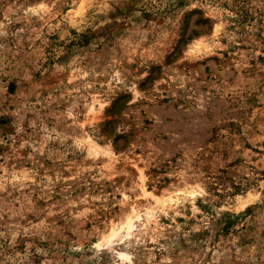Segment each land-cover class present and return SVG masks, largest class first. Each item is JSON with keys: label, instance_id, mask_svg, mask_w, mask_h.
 <instances>
[{"label": "rangeland", "instance_id": "obj_1", "mask_svg": "<svg viewBox=\"0 0 264 264\" xmlns=\"http://www.w3.org/2000/svg\"><path fill=\"white\" fill-rule=\"evenodd\" d=\"M0 264H264V0H0Z\"/></svg>", "mask_w": 264, "mask_h": 264}]
</instances>
